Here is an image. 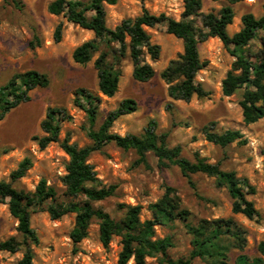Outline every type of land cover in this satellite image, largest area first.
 <instances>
[{
  "label": "rangeland",
  "instance_id": "rangeland-1",
  "mask_svg": "<svg viewBox=\"0 0 264 264\" xmlns=\"http://www.w3.org/2000/svg\"><path fill=\"white\" fill-rule=\"evenodd\" d=\"M20 1L16 5L12 0H0V87L17 73L30 69L46 74L48 83L34 88L30 100L22 102L0 120V180L10 181L12 171L30 157L32 166L13 182L14 185L34 191L40 180L46 179L58 189V200L67 201L62 177L70 157L61 141L69 136L70 142L79 146L91 143L89 118L75 103L77 89L84 87L102 96L95 129L123 99L134 98L138 102L137 110L119 117L112 131L121 135L141 134L148 123L155 120L158 133H167L170 146L181 145L185 157L195 160L199 155L209 162L219 163L224 170L246 177L255 187V192L248 198L254 202L259 214L249 219L242 213H233V200L227 188L218 186L213 176L195 173L190 179L177 165L160 166L153 153L148 155L150 166L137 164L134 150H124L113 142L94 151L90 157L103 183L117 185L114 195L95 201V206L121 219L126 205L139 204L142 206L141 219H150L153 218L151 205L171 186L179 195L182 206L190 211L192 222L233 216L248 230L246 251L250 255L257 254V245L264 240V117L249 124L244 121L240 105L243 88L230 96L223 94L222 81L236 58L222 40L210 36L199 45L201 59L206 60L207 65L196 78L209 94L195 95L190 101L175 100L169 96V83L161 72L183 52V40L169 33L166 24L146 27L152 42L161 47L159 58L146 56L156 75L148 81L136 80L133 62L127 56L121 63L118 91L109 97L99 90L98 72L94 66L100 51L86 64L73 59L74 49L93 38L94 32L69 21L64 13H51L48 6L52 0ZM226 4L227 0H203L202 10L218 12ZM144 8L156 15L166 13L181 19L184 0H119L116 4H106L107 25L115 28L123 19L141 14ZM233 8L235 17L228 26L231 35L242 28L245 13L252 12L257 17L263 14L264 0H241L234 3ZM60 22L63 23L62 38L56 41L54 33ZM197 22L201 23L200 18ZM251 45L256 51L257 41H252ZM53 107L65 108L70 118L62 121L60 141L42 148L38 139L46 133L41 124L49 108ZM207 129L215 132L239 129L247 142L234 141L223 147L207 139ZM49 204L47 201L39 206L31 217L32 227L40 239L39 244L32 246L35 264H119L122 236L115 235L109 246H104L99 220L94 218L88 236L75 245L70 234L76 213L69 212L59 219H52L47 210ZM17 227L18 220L11 214L9 204L0 203V241L12 236L21 240ZM156 231L159 237H172L171 257L187 256L191 251V235L181 221L158 224ZM22 256V250H0V264H17ZM147 263L161 264L159 257H147ZM127 264L136 263L132 258ZM193 264L206 263L197 258Z\"/></svg>",
  "mask_w": 264,
  "mask_h": 264
},
{
  "label": "trees",
  "instance_id": "trees-1",
  "mask_svg": "<svg viewBox=\"0 0 264 264\" xmlns=\"http://www.w3.org/2000/svg\"><path fill=\"white\" fill-rule=\"evenodd\" d=\"M16 5L20 0H12ZM119 0H52L48 6L51 13L66 15L67 19L83 28L92 30L94 37L78 45L73 51V59L81 64L94 61L98 72V85L102 95L112 97L116 94L122 74V60L129 56L133 62V76L138 81H148L156 75L154 67L146 60L147 54L157 59L161 53L159 44L153 43L146 27L166 24L167 31L183 40V52L161 72L169 83L168 94L175 100L190 101L195 95L204 97L209 92L197 80L198 72L207 65L202 60L199 45L210 36L219 37L228 48L235 61L222 81V91L226 96L243 88L240 105L243 119L253 123L264 117V12L257 17L252 12L242 16V28L231 35L228 26L233 23L235 11L233 4L241 0H227L218 12H203V0H184L181 19L158 15L144 8L136 17H128L115 28L107 25L106 4H116ZM145 1V0H142ZM89 12L92 13L89 15ZM200 18L201 23L197 22ZM63 23L55 30V39L62 38ZM257 41V50L251 42ZM104 46V49L102 47ZM48 83L43 72L30 69L17 73L4 86L0 87V120L5 115L31 98V91ZM90 121L89 136L91 143L79 146L70 142L69 136L61 141V146L69 155L66 173L62 177L65 202L58 200V189L41 179L34 191L17 188L13 182L23 177L32 166V159L26 157L12 171L11 180H0V203H8L11 214L18 220V232L22 239L12 236L0 241V250L10 252L23 251L17 264H35L33 245L40 239L32 227V213L45 202L50 201L48 212L52 219L76 213L75 225L71 238L75 245L89 234V227L94 218L100 223V239L104 246H109L115 235L122 236V250L119 264H127L132 258L136 264H148L147 257H159L161 264H193L199 258L206 264H264V240L257 245V254L250 255L248 230L233 216L208 219L197 222L190 219V211L184 208L175 189L168 186L163 197L151 205L153 218L142 220V206L126 205L124 217L114 218L109 212L95 206V201L104 200L115 194L117 185H106L98 176L90 157L94 151L101 150L107 143H115L124 150H134L137 164L150 166L148 155L153 153L160 166L177 165L181 172L191 179L192 174L204 173L216 178L218 186L226 187L232 200L233 213H242L254 219L259 211L249 194L255 187L246 177H239L235 171L224 170L219 163L209 162L197 155L191 160L182 154L181 145L170 146L167 133H158L157 122L151 120L141 134L121 135L112 131L114 122L121 116L137 110L138 102L134 98H125L111 110L98 129L93 128L100 114L102 96L90 89H77L75 99ZM70 118L65 108H49L42 121L46 133L40 137L39 144L45 148L52 142L60 141L62 121ZM206 137L220 146H228L234 141L247 142L239 129H227L221 132L206 130ZM181 221L191 235L192 249L187 256L173 258L169 249L174 246L171 236L159 237L156 226Z\"/></svg>",
  "mask_w": 264,
  "mask_h": 264
}]
</instances>
